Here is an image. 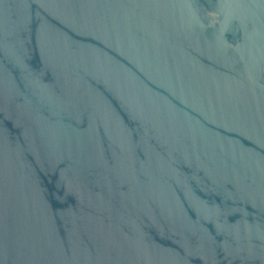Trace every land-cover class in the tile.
Listing matches in <instances>:
<instances>
[{
	"label": "water",
	"instance_id": "95a60500",
	"mask_svg": "<svg viewBox=\"0 0 264 264\" xmlns=\"http://www.w3.org/2000/svg\"><path fill=\"white\" fill-rule=\"evenodd\" d=\"M0 264H264V0H0Z\"/></svg>",
	"mask_w": 264,
	"mask_h": 264
}]
</instances>
